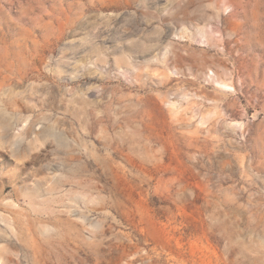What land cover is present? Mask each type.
<instances>
[{"label":"rangeland","instance_id":"rangeland-1","mask_svg":"<svg viewBox=\"0 0 264 264\" xmlns=\"http://www.w3.org/2000/svg\"><path fill=\"white\" fill-rule=\"evenodd\" d=\"M0 264H264V0H0Z\"/></svg>","mask_w":264,"mask_h":264}]
</instances>
